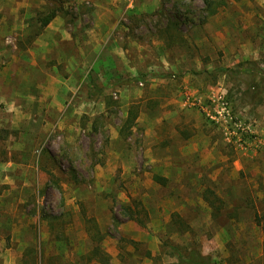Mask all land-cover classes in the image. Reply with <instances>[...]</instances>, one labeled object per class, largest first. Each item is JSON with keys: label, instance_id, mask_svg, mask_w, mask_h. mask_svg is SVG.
I'll return each instance as SVG.
<instances>
[{"label": "rangeland", "instance_id": "obj_1", "mask_svg": "<svg viewBox=\"0 0 264 264\" xmlns=\"http://www.w3.org/2000/svg\"><path fill=\"white\" fill-rule=\"evenodd\" d=\"M17 1L3 37L16 95L0 74V264H102L87 260L99 244L110 264H175L171 244L187 240L214 264H264V0ZM53 11L75 37L48 54V76L27 51ZM208 187L241 202L237 220L212 217Z\"/></svg>", "mask_w": 264, "mask_h": 264}, {"label": "trees", "instance_id": "obj_2", "mask_svg": "<svg viewBox=\"0 0 264 264\" xmlns=\"http://www.w3.org/2000/svg\"><path fill=\"white\" fill-rule=\"evenodd\" d=\"M213 2V1H212ZM216 5V3H214ZM213 3L207 2V10L209 14H213L216 10V7L211 8V6H214ZM56 16V13L53 11L49 13L47 17H45L42 20L43 25H47L54 17ZM137 118V114L132 111V116L128 115L127 119L125 120L124 128H131L133 124L135 123V120ZM154 180L160 184H166L168 179L166 177H163L162 175L155 174ZM203 199L209 204L211 208V215L213 218H219L222 217L224 214H226L228 217H232L234 219H238L239 217V206H241V202L234 201L232 203L231 207H228L227 202L225 199L213 188L208 187L203 191L202 195ZM246 200V199H245ZM134 200V203L139 204L141 201ZM142 203V202H141ZM136 204V205H137ZM143 204V203H142ZM123 209L126 211V214L130 216L131 218H137L135 217V212L140 213L141 210H135L134 207L131 204H123ZM144 209V207H143ZM146 210V209H144ZM259 212H256V217H259ZM141 224H146L143 219H137ZM171 223L176 227V230L181 235L185 233H189L191 236L196 235V230L192 225V220H190L188 217L182 215L179 212L173 213ZM261 247V248H260ZM102 247L99 245H95L92 251L89 252L87 255V260L92 261L95 258L98 262L102 264H110V256L108 253L104 252ZM171 248L174 252L177 253V261L175 264H214L212 261V257L210 255H205L202 252V249L200 246H198V241L194 242H182V243H172ZM261 249V251H257L258 249ZM255 250L259 253V255H262L264 257V241H258ZM256 251H254L255 255ZM149 255H151L149 253Z\"/></svg>", "mask_w": 264, "mask_h": 264}, {"label": "crops", "instance_id": "obj_3", "mask_svg": "<svg viewBox=\"0 0 264 264\" xmlns=\"http://www.w3.org/2000/svg\"><path fill=\"white\" fill-rule=\"evenodd\" d=\"M18 1L17 0H9V5L7 9L4 7L3 4L0 2V74L6 72L8 70L9 76L4 81L5 84L11 85L14 87L13 94L16 95V83H15V76H16V68L14 67L17 56L10 51L3 41V37L5 32H10L17 27L18 21V8H17ZM32 12H34L36 7L42 8V6L47 5V0H29L26 4ZM34 13H31L33 16ZM65 19L61 16L54 17L53 20L47 24L43 32L37 36L36 39L33 41V47L29 48L27 53L30 56V59L27 60V63L31 67V69L39 70L40 72H45L48 74V68H45V63H48V54L52 53L54 48H57L60 44V41L65 39H72L74 38L73 31L72 33L69 32L66 28L63 27ZM29 32V30H28ZM60 39V40H59ZM54 52V51H53ZM12 72V74H11ZM50 74H48L49 76ZM38 88V92L42 93L44 91V82L41 81L40 83L36 84ZM54 91V93H56ZM11 100V99H10ZM42 100V97H41ZM13 101V98H12Z\"/></svg>", "mask_w": 264, "mask_h": 264}, {"label": "built area", "instance_id": "obj_4", "mask_svg": "<svg viewBox=\"0 0 264 264\" xmlns=\"http://www.w3.org/2000/svg\"><path fill=\"white\" fill-rule=\"evenodd\" d=\"M6 42L7 44L11 45L13 48L17 47V41L14 36H8L6 38Z\"/></svg>", "mask_w": 264, "mask_h": 264}]
</instances>
